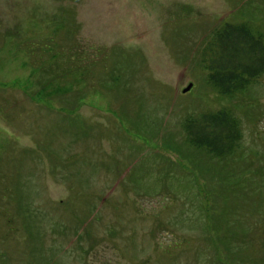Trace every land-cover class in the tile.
<instances>
[{"label":"rangeland","instance_id":"rangeland-1","mask_svg":"<svg viewBox=\"0 0 264 264\" xmlns=\"http://www.w3.org/2000/svg\"><path fill=\"white\" fill-rule=\"evenodd\" d=\"M248 3L264 9V0H0V264H217L213 228L224 257L241 251L232 264H264V76L233 101L242 159L196 170L181 127L232 103L197 62ZM257 169L245 186L203 194L214 171L213 186ZM227 227L245 234L227 240Z\"/></svg>","mask_w":264,"mask_h":264},{"label":"trees","instance_id":"trees-1","mask_svg":"<svg viewBox=\"0 0 264 264\" xmlns=\"http://www.w3.org/2000/svg\"><path fill=\"white\" fill-rule=\"evenodd\" d=\"M256 6L257 3L254 5L248 3L246 7L241 5L238 16H242L243 19L236 22H224L219 28L214 29L199 53L197 65L206 72V84L220 97L232 103L215 111L188 115L183 119L181 127L185 136V144L190 150L197 153V158L190 160L196 166V170H201L199 161L202 160L204 162L207 160L208 162L214 161L219 165L223 164L226 166L228 161L244 157V153L241 150L243 139L241 120L237 114L238 105L240 107L241 105L233 101L238 96L246 94L254 82L264 76V9L256 10L258 8ZM165 148L175 149L171 145L165 146ZM200 155L204 157L202 158ZM258 156L260 157V155ZM180 157L187 161L182 154ZM234 167L235 165L231 171ZM214 168H216L215 165ZM222 170L225 177L230 176V173L227 172L228 170ZM222 170L219 172L214 171L212 174L216 177H222ZM258 171L260 170L234 171L237 174L236 178H224L223 182L216 181L214 186L210 182L216 177L209 176L211 178L209 181L204 180L208 184L206 188L202 189L203 194L205 196H215L217 190H213L212 194V190L208 189L215 186L225 190V193L230 190L234 191L243 185L245 186L247 182L256 180L255 178L260 176ZM239 174L243 177L239 178ZM244 174L249 176L245 177ZM217 183L220 185L218 186ZM261 186L263 187L264 183ZM188 188L198 194L200 186L199 184L193 185L191 181ZM221 194L226 197H220L221 201L219 200V202L221 204L227 203L229 200L227 199V194H224V192ZM227 230L228 232H226L232 236L227 238V240H233V236L238 233L245 234L244 231L238 232L234 228L227 227ZM206 232H210L208 237L213 242L216 258H218L217 264L226 262L232 264V261L235 260L243 262L239 260L242 258L241 251L240 254L236 252L230 258V261L226 258L230 252L225 253L223 249H220L218 244L221 231H218V228H213L211 231ZM206 232L204 235H206ZM210 239L208 240L210 241ZM226 250H228V247H226Z\"/></svg>","mask_w":264,"mask_h":264},{"label":"water","instance_id":"water-1","mask_svg":"<svg viewBox=\"0 0 264 264\" xmlns=\"http://www.w3.org/2000/svg\"><path fill=\"white\" fill-rule=\"evenodd\" d=\"M191 87H192V84L189 83V84H188V85L182 90V92H183V93H186L187 91L190 90Z\"/></svg>","mask_w":264,"mask_h":264}]
</instances>
